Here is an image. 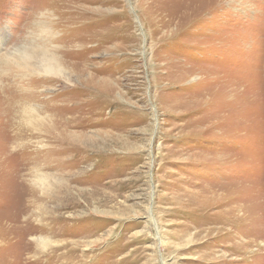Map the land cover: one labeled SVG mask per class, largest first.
I'll return each mask as SVG.
<instances>
[{
    "label": "rangeland",
    "instance_id": "obj_1",
    "mask_svg": "<svg viewBox=\"0 0 264 264\" xmlns=\"http://www.w3.org/2000/svg\"><path fill=\"white\" fill-rule=\"evenodd\" d=\"M263 220L264 0H0V264H264Z\"/></svg>",
    "mask_w": 264,
    "mask_h": 264
},
{
    "label": "bare ground",
    "instance_id": "obj_2",
    "mask_svg": "<svg viewBox=\"0 0 264 264\" xmlns=\"http://www.w3.org/2000/svg\"><path fill=\"white\" fill-rule=\"evenodd\" d=\"M27 59V58H26ZM49 61H51V60H49ZM47 64H48V66H47ZM44 70L43 71H45V72H50V71H52L54 68H56V69H58L59 67H58V64L56 63V62H53L52 61V65L50 64V63H45L44 64ZM54 72V71H53ZM264 221V220H263Z\"/></svg>",
    "mask_w": 264,
    "mask_h": 264
}]
</instances>
